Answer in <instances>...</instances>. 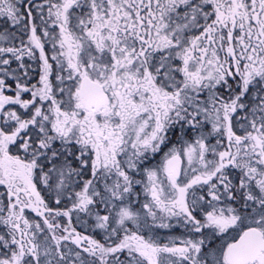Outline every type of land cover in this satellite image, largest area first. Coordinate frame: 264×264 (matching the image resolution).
Here are the masks:
<instances>
[{
  "label": "snow or ice",
  "instance_id": "1",
  "mask_svg": "<svg viewBox=\"0 0 264 264\" xmlns=\"http://www.w3.org/2000/svg\"><path fill=\"white\" fill-rule=\"evenodd\" d=\"M0 264H264V0H0Z\"/></svg>",
  "mask_w": 264,
  "mask_h": 264
}]
</instances>
